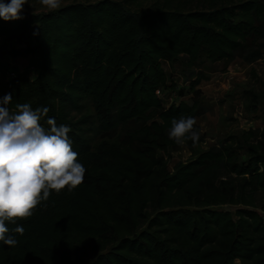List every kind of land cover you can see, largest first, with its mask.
<instances>
[{"label": "trees", "instance_id": "trees-1", "mask_svg": "<svg viewBox=\"0 0 264 264\" xmlns=\"http://www.w3.org/2000/svg\"><path fill=\"white\" fill-rule=\"evenodd\" d=\"M99 0L0 19V58L38 57L35 79L0 80L7 105L49 109L66 125L86 169L72 191L52 192L26 220L7 223L0 264H264V133L255 129L169 168L171 121L206 112L198 76L180 88L165 63L194 67L264 55V0ZM34 33H36L34 35ZM191 95L167 105L158 95ZM90 103L94 114L72 115ZM256 108V107H255ZM92 125L89 136L86 125ZM123 135L113 137L119 128ZM202 143L205 136L194 126ZM234 206L235 211L221 210ZM22 226L23 235L11 233Z\"/></svg>", "mask_w": 264, "mask_h": 264}, {"label": "clouds", "instance_id": "clouds-1", "mask_svg": "<svg viewBox=\"0 0 264 264\" xmlns=\"http://www.w3.org/2000/svg\"><path fill=\"white\" fill-rule=\"evenodd\" d=\"M49 11L60 9L62 0H39ZM28 0H0V19L18 20ZM36 33H34L35 35ZM13 96L0 98V241L14 247L15 236L7 223L26 220L52 192L72 191L83 183L86 169L73 151L68 133L70 127L57 126L55 118H48L45 129L41 119L49 109L17 104L15 112L7 105ZM192 116L171 121L168 136L177 145L191 140L199 141ZM7 222V223H6ZM11 233L23 235L24 228L17 226Z\"/></svg>", "mask_w": 264, "mask_h": 264}, {"label": "rangeland", "instance_id": "rangeland-1", "mask_svg": "<svg viewBox=\"0 0 264 264\" xmlns=\"http://www.w3.org/2000/svg\"><path fill=\"white\" fill-rule=\"evenodd\" d=\"M99 0H62L61 7L72 3H94ZM155 0H148L137 7L149 10L153 7ZM60 7V8H61ZM23 11L41 13L49 12L39 0H28ZM28 33L22 43L9 42L4 38L0 39V46L11 49L31 45L33 31ZM41 61L38 57L28 58H0V80L6 81L12 78V74L22 75L35 79L38 75ZM166 71L171 78L178 83L180 88H188L190 84L200 75L204 80L199 85L203 91L202 100L207 112L197 118L196 122L201 128V134L205 140L195 144L192 148L184 144L177 152H171L169 168L172 169L178 162L188 161L200 153L219 145L229 136H241L244 133L255 129L258 135L264 133V55L254 63H247L241 58L232 62L211 63L202 58L194 67H188L183 59L164 64ZM166 104L171 102H191V95L180 98L177 93L165 94ZM256 107V108H255ZM9 109V108H8ZM15 112L17 109H9ZM94 114L90 103L85 104L84 111L73 113V117L79 120L84 115ZM85 132L89 136L95 134L90 132L92 125H86ZM129 127H119L113 137L123 135ZM221 210L235 211L234 206H222ZM263 218L264 213L261 212ZM235 264H239L236 262Z\"/></svg>", "mask_w": 264, "mask_h": 264}, {"label": "built area", "instance_id": "built-area-1", "mask_svg": "<svg viewBox=\"0 0 264 264\" xmlns=\"http://www.w3.org/2000/svg\"><path fill=\"white\" fill-rule=\"evenodd\" d=\"M15 76V74L13 73L12 74V77H14ZM158 93V95L160 96V97H162L164 100H165V102L167 101V99L165 98V93H162L160 90L157 92ZM172 103V102H171ZM170 103V104H171ZM167 105H169V104H167Z\"/></svg>", "mask_w": 264, "mask_h": 264}]
</instances>
